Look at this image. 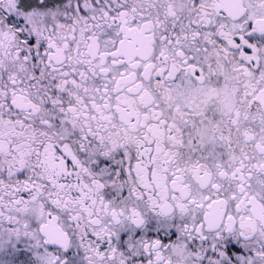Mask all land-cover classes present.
Here are the masks:
<instances>
[{
  "label": "snow or ice",
  "instance_id": "obj_1",
  "mask_svg": "<svg viewBox=\"0 0 264 264\" xmlns=\"http://www.w3.org/2000/svg\"><path fill=\"white\" fill-rule=\"evenodd\" d=\"M0 264H264V0H0Z\"/></svg>",
  "mask_w": 264,
  "mask_h": 264
}]
</instances>
